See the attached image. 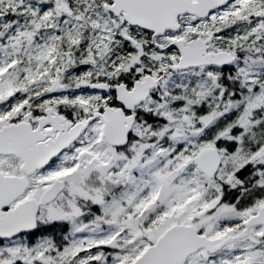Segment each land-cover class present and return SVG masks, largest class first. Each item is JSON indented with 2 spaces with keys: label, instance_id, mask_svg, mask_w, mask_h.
Wrapping results in <instances>:
<instances>
[{
  "label": "flooded vegetation",
  "instance_id": "1",
  "mask_svg": "<svg viewBox=\"0 0 264 264\" xmlns=\"http://www.w3.org/2000/svg\"><path fill=\"white\" fill-rule=\"evenodd\" d=\"M11 1L14 5L9 9L10 23H7L6 11L0 10V34L4 32L3 28L9 29L12 33V37L7 39L10 48L14 38H18L20 40L15 41L20 49L25 50V42L32 36L34 27L32 21H28L32 0ZM41 1L44 3V11L39 29L47 45L44 66L51 74L59 70L62 86L58 91L50 92L47 81L42 92L47 99L55 95L61 99L54 104H48L47 101L32 104V96L28 95L32 90V79L28 75L33 72L32 68L27 63L5 66L0 74L2 84L11 83L14 79L15 83L6 91L8 96L5 104L0 99V140L9 141L15 147L17 140L22 139L28 148H49L55 153L48 157L42 167L27 174L16 152H0V196L9 199L12 190L17 187V179H20L21 185L22 182L27 184L24 192L9 200L1 211L12 209L26 199L38 200L55 181H61L62 189L51 201L39 205L34 231L9 239L0 238V260L9 261L8 264H20L16 252L12 247L9 248L20 242L31 254L34 252L33 245H42L48 248L41 252L43 258L50 257L53 260L55 256L61 257L62 263L75 260L79 264H131L162 233L154 239L146 240L144 226L140 225L136 238L124 243L122 241L125 238L118 242L119 237L125 234L124 231H112L115 201L118 207L128 205V212L123 219L125 222L127 219L131 221L128 186L129 182H133V175L138 176L140 166L134 169L131 179L122 176L124 171L133 169L134 163L139 161L143 151L140 147L155 140L143 133H136L138 126L144 125V114L150 109L142 105L136 109L135 123L124 146L107 141L103 133L102 114L106 108H119L124 115H129L130 112L122 104L132 102H124L117 94L118 88L130 93L135 83L142 81L145 76L158 81V86L136 104H182L183 100L176 97L184 91V85L190 82L186 74L202 69L217 73L215 81L211 82L221 89V92L214 91L217 92L218 103L224 102L222 98L228 95L232 98L230 93L225 95V92L227 83H235L233 65H202L180 69L171 67L178 64L180 48L196 40H208L207 52L228 51L237 61L240 50L234 48L233 42L240 37L239 26L246 22L240 16V0H228L220 5L216 4L223 0H172L175 2L169 6L167 3L161 4L160 0H151L149 3L146 0ZM193 3H200L203 6L202 14L208 12L207 15L199 16L186 11L187 6ZM60 4L66 10L56 11L55 20H49V8L53 5L56 8ZM165 7L170 11L172 29L156 35L136 21L144 17L145 11H151V8L160 10ZM50 22L54 27L50 26ZM53 28L54 31L51 30ZM49 34L59 38L54 40L53 45L58 44L62 53L57 54L54 48L51 55L57 54L55 57H51L48 52ZM63 39L67 46L62 42ZM2 42L7 41L5 39ZM219 43L220 46H217ZM98 84H103L105 88L95 87ZM194 115L196 119L202 116L197 113ZM85 120L87 123L78 135L70 134L76 123ZM194 140L198 141L199 138ZM214 146L220 147L219 140L214 142ZM157 152L159 154L160 149ZM191 169L195 171L187 183L191 192L200 198H207L208 188L213 185L212 188L218 194L215 207H206L204 210L200 208L201 211L194 212L196 208L191 206L188 217L183 221L175 219L171 225H184L192 237L197 240L202 237L204 240L211 239L215 244L242 233L247 219L264 205V202L254 205L257 200L263 201L264 181L233 182L232 192L227 182L208 181L194 164ZM194 179L195 187L192 186ZM40 180H43L42 188L33 193L32 189ZM123 191L126 196L121 198L119 192ZM79 194L86 195L90 202L87 207L70 209L61 203L71 197V203L78 205ZM227 198L233 201L228 205L234 211L243 212L253 206L254 209L230 222V227H224V223L210 224L208 214L224 205ZM57 205L63 206L60 211ZM141 206V217L139 215L133 219L144 223V204ZM144 240L147 241L146 245L142 243L133 250L134 243ZM68 248H71L69 252L73 254L65 261L63 254ZM183 264H264V227L252 226L244 235L232 239L214 252L200 247L188 254Z\"/></svg>",
  "mask_w": 264,
  "mask_h": 264
},
{
  "label": "rangeland",
  "instance_id": "2",
  "mask_svg": "<svg viewBox=\"0 0 264 264\" xmlns=\"http://www.w3.org/2000/svg\"><path fill=\"white\" fill-rule=\"evenodd\" d=\"M2 2L4 3L3 7L5 9L14 5L11 0H2ZM239 6L241 12L240 16L242 19H245L246 22L239 26L238 31L240 32V37L233 42V46L234 48H239L240 51L249 47L251 53L252 51L259 50L260 56L253 58L246 55L238 59L233 66L236 74H243L247 78L245 83L248 81V83H246L248 86L250 85V87H253L255 84L260 83L261 86L259 91L254 93L256 94L254 98H252L254 95L252 93L253 95L251 97H249L251 95L249 94V96H245L235 103L229 102L228 100L223 103H218L217 92H221V89H219L215 83L213 84L211 82L215 81L217 73L202 69L203 71L197 70L193 72V75L198 77V79H194L196 82L192 84L193 87L190 88L191 90H184L176 97V99L183 100L182 106L179 108H172L170 104H142L144 108L153 110L156 117L162 118L165 121L161 123L162 127L159 129H153L149 125L142 126L141 124L138 126L136 133H143L150 139L155 138L154 142L150 141L146 143L144 147H140V150L142 151L144 148H148L150 154L157 153L158 149L161 151L159 154L152 156H148L144 153L140 156L136 164L133 162L135 165L133 169H128L123 172L122 178L131 179L130 177L133 175L134 169L140 166L138 170L140 174L137 177L133 175V180L142 183L141 187L144 184L152 195L150 198L146 196L143 198L142 195H138L139 189H134L137 200L132 202L130 201L132 195L129 196V201L131 203L129 218H131V221L127 219V223L124 221L123 217H126L128 205L118 207L115 201V210L113 209L114 216H112V231H115V233L124 231L125 233L123 236L119 237L118 242L119 240L122 241L124 238L122 242H132V240L136 238L137 232L141 229L139 228L140 225L144 226L145 237L152 238L158 232L163 231L165 227L175 219H181L183 221L188 217L187 213H189L191 206L196 208L194 212H199L201 209L204 210L206 207H215L218 194H216V189L212 188L213 185L208 188L207 198H200L198 195L195 196L194 193L191 192L187 183L188 178L191 175H195V171L191 169L193 164L192 158L195 153L206 145L213 146L209 144H212L214 140H217L220 134L226 133L227 130L235 133V135L230 138L231 142L242 141L246 152L241 151V147L238 145L234 153L228 152L224 154L218 178L223 181L232 182L234 181L232 179L233 173L240 167L247 165L251 166V175L257 177L255 181H264V135L261 133L258 137L256 134L251 135V128H253V126H259L260 122V127L264 130V78H262L264 77V0H240ZM37 17L36 11L34 12L32 9L28 10V21L37 19ZM38 24L39 22L36 23V25ZM36 28L37 27L32 28V36L37 32ZM14 39L20 40L18 38ZM15 40L12 42V49L20 50V45ZM6 41V43L2 42L0 36V65L4 64L0 67V74L4 71L3 68L9 64V60L13 59L12 52L9 51L11 45L7 39ZM216 45L220 46V43ZM24 47L37 57L32 60V64L43 74L33 83L32 90L30 91L33 98L30 100L37 101L42 96L39 92L42 83H45L51 74L47 70H42L38 62H35L43 60L44 55L42 53L44 42L42 40L38 41L32 39L30 36V39L25 42ZM16 61L18 60H15L10 66H16ZM26 67L29 68L28 66ZM21 68H23V66H21ZM188 75L189 73L186 74L185 77ZM2 81L1 78L0 99L5 102L8 96L6 91L14 85L15 79L13 82L6 84H2ZM214 91L217 92L214 93ZM60 99V96L57 95L50 96L48 99L42 98L38 104H41L44 100L47 101L48 104H54ZM33 104L35 103L33 102ZM218 106L221 107L218 110H210L209 108H216ZM239 108L240 111H238ZM196 109L202 114L201 117L199 116L200 120L195 118L194 112H196ZM231 113H233V116H231L228 123H226V118L229 117ZM190 120L193 123L195 133L190 131V124H192ZM221 122L224 126L223 128H219ZM193 135H197L196 137L202 135L203 140L196 142L193 139ZM222 140H227V137L223 136ZM164 146L166 148L163 149ZM223 150L226 151L225 149ZM125 163H128V161ZM42 184L43 180H40L32 189L33 193L40 190ZM133 186L134 183L128 187L132 188ZM156 186L159 187L158 190ZM192 186H196V179L193 180ZM85 187L86 184L83 190H85ZM125 193V191H123V194L121 192L120 197L123 198ZM191 197L192 201L190 200ZM71 200V197L66 198L62 200L61 203L70 209L74 207H87L90 203L84 194H79L78 205H73ZM262 200V202L257 200V202H254V205L262 204L264 198ZM141 204H145L143 208L144 223L133 219L140 215ZM57 206L58 211L63 207L61 205ZM223 207L224 208L219 207L208 214L210 224L220 225L224 223V227H230V222L242 218L245 214L252 212L254 209L253 206L242 212L228 209L229 206ZM116 229H118L117 232ZM142 243L145 244L146 242L134 243L133 250ZM9 248L16 252L17 260L22 263H30L33 258H40L41 252L48 249L46 247H40L31 254L25 247L19 244L11 245ZM70 250L71 248H68L64 252L63 257L65 260L73 254V252H69ZM131 253L132 251L129 252V254ZM44 259L50 260L51 264L62 263L61 257H55L53 260L50 257L43 258V260Z\"/></svg>",
  "mask_w": 264,
  "mask_h": 264
},
{
  "label": "water",
  "instance_id": "3",
  "mask_svg": "<svg viewBox=\"0 0 264 264\" xmlns=\"http://www.w3.org/2000/svg\"><path fill=\"white\" fill-rule=\"evenodd\" d=\"M151 0H146L149 3ZM210 1V0H208ZM228 0H223L216 5L226 3ZM175 1L160 0V3H167L168 6ZM209 3V2H205ZM167 6V7H168ZM59 10H64L62 6ZM113 9V8H111ZM193 14L202 16L207 15V12L202 14L203 6L199 3L189 4L186 8ZM141 19L136 20L143 28L151 30L158 35L164 30L172 29L170 20V11L162 8L160 10L145 11ZM208 40H196L188 43L187 47L180 48V59L177 65L172 66V69L186 68L198 65H219L226 66L234 61V56L226 51L206 52L205 43ZM179 46V44H177ZM180 47V46H179ZM59 87L58 81H55L51 90ZM97 87H104V85H97ZM157 87V81L152 77H145L143 81L136 82L130 93H126L123 88H118L117 94L124 102H132V104H123L132 113L125 117L120 109H106L103 118L104 126L103 132L106 139L113 145H124L127 142V135L129 134L132 124L134 122L135 113L134 108L140 99H145L150 89ZM138 97V98H134ZM87 122H80L74 126L71 132L77 135L86 125ZM17 147L10 145L9 141L0 140V152L10 153L16 152L23 160L22 169L25 173H30L33 170L42 167L48 159L47 148H28L26 141L17 140ZM19 151H16V150ZM194 163L198 169L202 171L208 178L214 177L219 165L220 156L213 148H205L194 157ZM1 175V174H0ZM17 187L12 190V195L9 199L0 196V238H11L20 233L33 231L35 229V215L38 208V203L34 200H26L12 209L1 211L3 207L8 205V201L14 197L19 196L25 190V183L17 179ZM12 182V181H11ZM61 183L55 182L48 188L41 196L39 203H44L55 197L60 191ZM264 224V206L259 209L256 215L249 218L246 222L245 229L237 237L244 235L247 229L255 224ZM233 237H228L218 245H215L212 240H204L196 237L188 232L187 227L183 225H173L167 228L156 242L149 246L144 253L132 264H183L186 256L193 253L201 246H210L211 250L219 249L222 245L232 240Z\"/></svg>",
  "mask_w": 264,
  "mask_h": 264
},
{
  "label": "trees",
  "instance_id": "4",
  "mask_svg": "<svg viewBox=\"0 0 264 264\" xmlns=\"http://www.w3.org/2000/svg\"><path fill=\"white\" fill-rule=\"evenodd\" d=\"M35 2L33 3V5H37V6H39V9L41 8L40 7V1L39 2H36V0H34ZM2 7V6H1ZM9 19H11V14L10 13H8L7 12V20H8V22L10 23V21H9ZM64 44H66V42L64 41L63 42ZM67 45V44H66ZM243 53H245V54H243ZM250 56V57H253V58H257L258 56H260V54H259V50H256V51H252V53H251V50L249 49V47L247 48V49H244V50H242V56ZM264 55V54H263ZM262 55V56H263ZM234 79H235V83L233 84L232 82H229V83H225L226 84V92H225V95L227 94V93H230V92H235V93H237L238 91H239V94L241 95V96H243L244 95V91H247V89L246 90H244L243 89V86L245 85V84H243L244 83V81L247 79L243 74H240V76H236V77H234ZM243 89V90H242ZM223 100L225 99V98H222ZM171 105V107L173 108H179L180 106H182V104H170ZM210 108V110L211 109H213V108H211V107H209ZM198 109V108H197ZM196 109V113L197 114H199L200 112L198 111ZM144 116H145V118H144V124L146 125V126H151L153 129H159L160 127H162V124L161 123H163L164 122V120L163 119H161V118H158V117H156L155 116V114L153 113V111H151V113L150 112H148V113H145L144 114ZM229 118V117H228ZM230 119V118H229ZM253 130H255V131H259V129L257 128V126H254L253 127ZM263 131V130H262ZM231 133H233V132H231ZM245 170H247V169H243V170H241V172H239L238 173V175H235L234 176V179H241V181H246V180H249L250 179V174L248 173V172H244ZM239 176V177H238ZM36 245H33V247H35ZM67 261V260H66ZM74 263V260L73 261H70V262H64V263H62V264H69V263Z\"/></svg>",
  "mask_w": 264,
  "mask_h": 264
}]
</instances>
